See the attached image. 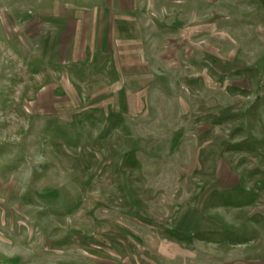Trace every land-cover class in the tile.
<instances>
[{"label": "rangeland", "instance_id": "1", "mask_svg": "<svg viewBox=\"0 0 264 264\" xmlns=\"http://www.w3.org/2000/svg\"><path fill=\"white\" fill-rule=\"evenodd\" d=\"M0 264H264V0H0Z\"/></svg>", "mask_w": 264, "mask_h": 264}]
</instances>
